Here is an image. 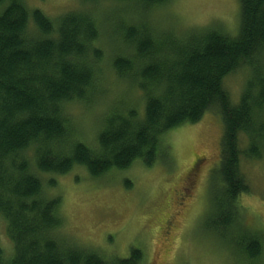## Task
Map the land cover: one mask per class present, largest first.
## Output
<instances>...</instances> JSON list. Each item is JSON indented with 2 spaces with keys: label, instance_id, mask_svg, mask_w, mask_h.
<instances>
[{
  "label": "trees",
  "instance_id": "16d2710c",
  "mask_svg": "<svg viewBox=\"0 0 264 264\" xmlns=\"http://www.w3.org/2000/svg\"><path fill=\"white\" fill-rule=\"evenodd\" d=\"M172 1L83 0L81 9L53 21L25 0H0V224L12 242L7 253L0 239V264H145L137 248L129 258L108 260L58 239L61 199L44 194L43 177L78 166L92 179L137 161L151 167L169 150V132L209 112L221 116L223 138L204 222L231 233L239 264H261L264 234L246 226L240 199L251 193L242 159L260 160L264 148V0H239L236 35L172 18L155 26L156 10ZM100 5L104 12L96 13ZM103 47L110 74L140 105L110 104L91 147L68 111L99 106ZM239 72L245 85L235 105L225 83Z\"/></svg>",
  "mask_w": 264,
  "mask_h": 264
},
{
  "label": "rangeland",
  "instance_id": "374dc122",
  "mask_svg": "<svg viewBox=\"0 0 264 264\" xmlns=\"http://www.w3.org/2000/svg\"><path fill=\"white\" fill-rule=\"evenodd\" d=\"M25 2L29 9L40 10L53 21L84 5L83 0ZM104 8L105 5H100L94 10L101 13ZM154 17L155 26L164 28L172 20L196 28L218 24L236 35L239 0H173L168 7L157 9ZM33 33L28 32L30 37H34ZM103 48L106 61L100 65L101 84L97 82L95 86L104 92L96 100L99 106L92 109L88 105H70L68 111L83 140L91 147H96V133L110 104L140 105L139 97L133 92L124 94L126 86L110 74L109 50ZM244 85L245 72L226 80L233 104H238ZM222 138L221 116L209 112L201 122L169 132L166 135L169 150L151 167L137 161L128 170L113 171L99 179H92L80 166L66 176H44V194L61 199L63 223L57 238L72 240L108 260L129 258L131 250L137 248L143 251L145 264H239L240 249L232 243L231 233L215 231L204 222L212 203L214 169L220 165ZM242 143L241 150L245 151L246 141L243 139ZM241 169L251 189L249 195L240 199L246 226L264 234V148L260 160L244 156ZM53 178L57 186L50 188L48 183ZM0 239L10 253L12 242L2 223Z\"/></svg>",
  "mask_w": 264,
  "mask_h": 264
},
{
  "label": "flooded vegetation",
  "instance_id": "af4514ba",
  "mask_svg": "<svg viewBox=\"0 0 264 264\" xmlns=\"http://www.w3.org/2000/svg\"><path fill=\"white\" fill-rule=\"evenodd\" d=\"M188 181H189V179H188ZM193 189V188H192ZM189 192H192V190H190Z\"/></svg>",
  "mask_w": 264,
  "mask_h": 264
}]
</instances>
